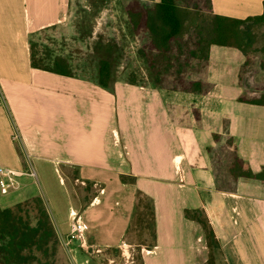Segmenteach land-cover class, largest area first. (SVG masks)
<instances>
[{
    "label": "crops",
    "instance_id": "crops-1",
    "mask_svg": "<svg viewBox=\"0 0 264 264\" xmlns=\"http://www.w3.org/2000/svg\"><path fill=\"white\" fill-rule=\"evenodd\" d=\"M72 2L0 0V166L20 169L29 162L36 173V180L23 177L18 189L0 193V209L46 195L57 236L68 234L69 213L78 212L84 244L77 249L80 243L72 241L69 248L77 260L88 248L131 247L126 234L141 195L152 203L154 229L143 264L207 262L213 248L196 212L213 232L221 264H264V181L231 172L234 157L243 170L264 171V105L245 100L244 54L211 45L200 93L128 76L125 54L103 86L95 48L104 52L112 45L127 53V40L136 50L141 36L128 32L125 0H113L117 11L104 33L96 28L104 10L92 12L88 3L72 21ZM210 3L213 14L234 19L264 11V0ZM68 22L73 42L86 50L81 61L70 51L55 54L67 60L69 75L32 66V37ZM261 60L259 93L264 52ZM71 181L93 188L82 207Z\"/></svg>",
    "mask_w": 264,
    "mask_h": 264
},
{
    "label": "trees",
    "instance_id": "trees-1",
    "mask_svg": "<svg viewBox=\"0 0 264 264\" xmlns=\"http://www.w3.org/2000/svg\"><path fill=\"white\" fill-rule=\"evenodd\" d=\"M106 0H88L91 11L96 12L98 7L106 4ZM192 0H159L151 4L144 5L140 0H125L121 2L122 10L127 16V29L131 36L140 35L141 45L135 50L138 59L141 60L139 68L135 71L127 72L128 76L145 75L154 85L159 87H171L175 90L200 93L204 90L205 84L201 77L193 78L197 74V67L203 70L208 60L209 47L213 44L232 46L239 49L245 56V62L242 67V74L251 65L252 58L257 50L253 47L254 31L256 25L264 24V11L260 15L248 17L246 19H234L217 14L211 11L210 0H203V9L199 3L190 6ZM189 26L191 31L193 50L190 53L189 63H181L179 55L183 49L182 38L185 29ZM186 44V43H185ZM48 50V49H45ZM95 51L100 55L99 61V80L103 86L106 82L103 78H108L114 72L113 64L122 56V51L117 47L109 45L104 52ZM264 48L262 49V53ZM44 57L34 59L32 53V66L44 70L52 71L62 75H69L70 68L67 60L58 55H52L47 51ZM194 60V61H192ZM189 66V72L185 75L182 70ZM259 68H263L262 60L259 61ZM186 76V77H185ZM191 77L188 79V77ZM187 78V79H185ZM242 75L240 76V80ZM249 103L264 105V92L257 98H246ZM231 172L235 177L255 178L264 181V171L258 174H252L243 170L241 162L234 157ZM150 203V237L154 242L153 229V207ZM33 203H41L39 198H34ZM19 204H16L20 205ZM137 203L135 212L137 210ZM42 221H38L35 226L22 222L19 214H14L10 208L0 209V240H5L2 251L7 252L8 256L2 257L1 264H33L36 261L32 253L33 250H47L50 242L56 243V237L49 216L46 211L40 210ZM196 214H200L196 212ZM195 215V214H194ZM201 215V214H200ZM198 221L206 229L207 240L214 241L213 232L210 230L207 222ZM149 244L146 248L153 246ZM215 243V242H214ZM138 245H143L139 243ZM45 248V249H44ZM138 248H140L138 246ZM147 248V249H148ZM28 251L29 255L21 253Z\"/></svg>",
    "mask_w": 264,
    "mask_h": 264
},
{
    "label": "rangeland",
    "instance_id": "rangeland-1",
    "mask_svg": "<svg viewBox=\"0 0 264 264\" xmlns=\"http://www.w3.org/2000/svg\"><path fill=\"white\" fill-rule=\"evenodd\" d=\"M148 4H151L154 0H145ZM197 2L200 5V8L203 9V0H192L190 2V6L197 4ZM72 8L70 10V18L73 21V17L75 16L74 12H79V7L81 6H87L88 0H73L72 2ZM144 4V5H146ZM113 0L110 2H107L105 5L100 6L96 12H100L102 10L103 13L101 14L100 19L97 20L96 28L99 32H105L109 30V26H111L112 18L110 17L111 14L117 9L114 7ZM86 8V7H85ZM89 9V8H88ZM76 20H74V23ZM263 24L256 25L253 28L254 31V44L253 47L257 52L255 53L254 57L252 58L251 65L245 70V72L242 74L241 83L246 88V98H257L261 93H259V90L262 89L263 86V80L261 76V70L259 68V61L262 57V49L264 48V28ZM71 23H66L64 25L56 27V29H53L49 32H44L39 35H35L32 37V53L34 55V59H38L37 57H44V53L48 50L52 52V55L55 54H63L68 53L69 51L73 54L74 58L77 61H81V59L85 56L84 53L86 52L83 44H76L73 42L72 38V32H71ZM99 28V30H98ZM189 26H187V29H185L183 38H182V44L183 51L177 55L179 56V61L181 63H189L191 60L190 53L193 50V44L192 39L190 38L191 31L189 30ZM82 42V41H81ZM131 40H127V53L124 57L125 60H120L123 63H126L127 66V72L135 71V61L137 63L140 62V59H137L138 57L135 54V45L131 44ZM186 43V44H185ZM48 49V50H45ZM134 51V52H133ZM140 60V61H139ZM124 61V62H123ZM194 61V60H192ZM195 62V61H194ZM189 66L187 64V67L183 68L182 72L186 75L189 72ZM145 71V69H142ZM202 75V69L197 67V74L193 76L200 77ZM186 77V76H185ZM188 77V76H187ZM187 79V78H185ZM188 80V79H187ZM68 176H73V172L68 169L66 171ZM68 187L71 190L72 197L74 199V202L77 204L78 207L84 206L89 201V198L93 192V188L88 183H79L76 181H71V183H68ZM33 190L36 192L35 187L33 186ZM38 191V188H37ZM40 191V190H39ZM38 193V192H37ZM22 195V192H20ZM40 196L42 197V193L39 192ZM9 197V196H5ZM1 198V195H0ZM43 200L40 198L41 203L36 204L32 201H24L21 202L19 205H14L10 209L14 214H19L22 217V222L28 223L31 226H35L38 221H42V217L40 214V210L46 211L48 214L49 203L46 195H43ZM5 199V198H4ZM47 201V205L45 203ZM137 210L134 214V217L132 219L130 229L128 230V234H126V242L130 244L131 247L127 249H120L119 247H111V248H88L86 250H83L79 255V258L75 260L71 255L69 254V248L70 244L68 246V250L64 249L61 243L58 240V236L55 232V228L51 223V227L53 229V232L55 234L57 242L54 244L52 242L49 243L47 250H33L31 254L34 255L36 261L33 264H143V254H145V250H148L146 248L147 245L152 244V239L150 237V224H151V209H150V203L148 200L142 197H137ZM49 216V214H48ZM196 217L199 220H203L202 215H192ZM205 235L206 229H204ZM77 241V240H73ZM78 242V241H77ZM210 247L213 248V253L209 254V259L204 264H221L220 259V253L217 250V247L213 240L207 241ZM142 243L143 245L138 248V244ZM5 245V240H0V260L2 257L8 256L7 252L2 251L3 247ZM75 247H77V244H74ZM81 245V244H80ZM78 248H82L83 245H81ZM45 249V248H44ZM63 250V253L65 254L64 258L61 256L60 251ZM78 252V251H77ZM22 255H29L28 251H24L21 253ZM58 258V259H57ZM57 261V262H56ZM223 263V262H222ZM1 264V262H0Z\"/></svg>",
    "mask_w": 264,
    "mask_h": 264
},
{
    "label": "built area",
    "instance_id": "built-area-1",
    "mask_svg": "<svg viewBox=\"0 0 264 264\" xmlns=\"http://www.w3.org/2000/svg\"><path fill=\"white\" fill-rule=\"evenodd\" d=\"M14 141L18 140V134L14 132ZM29 177L36 180V173L31 163H27L24 168L15 169L11 167L0 166V193L8 194L20 187L21 179ZM85 226L81 216L76 211L69 213V232L67 235L58 233V240L64 249L68 250L69 244L73 240H77L81 245L84 244ZM122 246H125L123 244ZM122 250L124 247L121 248Z\"/></svg>",
    "mask_w": 264,
    "mask_h": 264
}]
</instances>
